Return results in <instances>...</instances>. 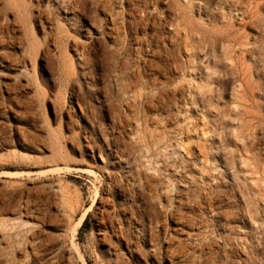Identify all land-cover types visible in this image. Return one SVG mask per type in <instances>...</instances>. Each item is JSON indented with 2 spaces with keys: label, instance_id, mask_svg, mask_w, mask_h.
<instances>
[{
  "label": "rangeland",
  "instance_id": "rangeland-1",
  "mask_svg": "<svg viewBox=\"0 0 264 264\" xmlns=\"http://www.w3.org/2000/svg\"><path fill=\"white\" fill-rule=\"evenodd\" d=\"M11 262L264 264V0H0Z\"/></svg>",
  "mask_w": 264,
  "mask_h": 264
},
{
  "label": "bare ground",
  "instance_id": "bare-ground-1",
  "mask_svg": "<svg viewBox=\"0 0 264 264\" xmlns=\"http://www.w3.org/2000/svg\"><path fill=\"white\" fill-rule=\"evenodd\" d=\"M129 3H130V0H129ZM148 8V7H147ZM141 9V8H140ZM155 11V10H154ZM131 14V13H130ZM149 15V14H148ZM150 20H151V18H150ZM155 22V21H154ZM141 23H144V22H141ZM140 23V24H141ZM147 26V25H146ZM140 29V28H139ZM13 68V67H12ZM48 179V178H47ZM56 191V190H55ZM58 193H60V192H58ZM60 196V195H59ZM61 201V200H60ZM59 201V202H60ZM63 201V200H62ZM58 202V201H57ZM62 203V202H61ZM52 204H53V202H52ZM55 204V203H54ZM52 206V205H51ZM62 206V205H61ZM64 206V205H63ZM54 207H55V205H54ZM59 207V206H58ZM60 210V209H59ZM62 210V209H61ZM49 211H50V209H49ZM66 211V210H65ZM61 213V212H60ZM48 215V214H47ZM51 215V214H50ZM62 215V214H61ZM65 215V214H64ZM55 216H57V215H55ZM60 216V215H59ZM66 216V215H65ZM64 218V217H63ZM63 218H61V219H63ZM35 219V218H34ZM51 219V218H50ZM25 220H27V219H25ZM64 220V219H63ZM65 220H66V218H65ZM36 221V220H35ZM38 221V220H37ZM43 221V220H42ZM50 221V220H49ZM51 221H52V219H51ZM56 221V220H55ZM53 222V221H52ZM58 222V221H57ZM67 222V221H66ZM37 223H39V222H37ZM48 223V222H47ZM46 223V224H47ZM27 224H28V222H27ZM49 225H51V223H48ZM57 224V223H56ZM61 224V223H60ZM63 224H64V222H63ZM29 225V224H28ZM30 225H31V222H30ZM35 225V224H34ZM26 226V225H25ZM40 226H41V224H40ZM47 226V225H46ZM62 226V225H61ZM44 227V226H43ZM56 227H58V226H56ZM29 228V227H28ZM33 228H34V226H33ZM35 229H38V228H35ZM58 229V228H57ZM32 230V229H31ZM34 230V229H33ZM33 232V231H32ZM45 232V231H44ZM43 232V233H44ZM38 233V232H37ZM35 235V234H34ZM37 236H39L38 234H37ZM21 237V236H20ZM33 238V237H32ZM43 239V238H42ZM53 239V238H52ZM41 240V239H40ZM51 240V239H50ZM30 242V241H29ZM47 242V241H46ZM53 242H55L54 240H53ZM60 242V241H59ZM31 244H32V242H30ZM38 243V242H37ZM39 244V243H38ZM49 244V243H48ZM33 245V244H32ZM45 245V244H44ZM50 245H51V243H50ZM40 246V245H39ZM54 246V245H53ZM37 248V247H36ZM25 249V248H24ZM40 249V248H39ZM72 250V249H71ZM73 251V250H72ZM27 252H29V251H27ZM32 252V251H31ZM68 252V251H67ZM44 253V252H43ZM31 254V253H30ZM30 254H28V255H30ZM27 255V256H28ZM31 255H33V254H31ZM55 255V254H54ZM26 256V255H25ZM26 256V257H27ZM40 256V255H39ZM57 256V255H56ZM30 257V256H29ZM32 258V257H31ZM37 258V257H36ZM40 258V257H39ZM24 258H22V260H23ZM26 259V258H25ZM42 259V258H41ZM44 259V258H43ZM42 259V260H43ZM52 259V258H51ZM21 260V259H20ZM40 260V259H39ZM38 260V261H39ZM41 260V261H42ZM12 261V260H11ZM16 261V260H15ZM30 261V260H29ZM44 261V260H43ZM55 261V260H54ZM57 261H59V260H57ZM7 262V261H6ZM9 262V261H8ZM13 262V261H12ZM12 262L10 263V264H12ZM33 262V261H32ZM35 262H36V260H35ZM14 263H16V262H14ZM13 263V264H14ZM18 263V262H17ZM30 263V262H29ZM28 264V263H27ZM47 264V263H46ZM65 264V263H64Z\"/></svg>",
  "mask_w": 264,
  "mask_h": 264
},
{
  "label": "trees",
  "instance_id": "trees-1",
  "mask_svg": "<svg viewBox=\"0 0 264 264\" xmlns=\"http://www.w3.org/2000/svg\"><path fill=\"white\" fill-rule=\"evenodd\" d=\"M88 219L86 218L85 221H84V225L87 223Z\"/></svg>",
  "mask_w": 264,
  "mask_h": 264
}]
</instances>
